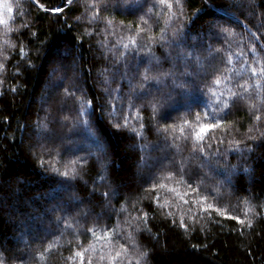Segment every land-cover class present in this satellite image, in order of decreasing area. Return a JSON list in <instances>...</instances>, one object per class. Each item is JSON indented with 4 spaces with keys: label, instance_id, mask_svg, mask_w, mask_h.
I'll return each mask as SVG.
<instances>
[{
    "label": "trees",
    "instance_id": "1",
    "mask_svg": "<svg viewBox=\"0 0 264 264\" xmlns=\"http://www.w3.org/2000/svg\"><path fill=\"white\" fill-rule=\"evenodd\" d=\"M0 20V264H264V0H0Z\"/></svg>",
    "mask_w": 264,
    "mask_h": 264
},
{
    "label": "snow or ice",
    "instance_id": "2",
    "mask_svg": "<svg viewBox=\"0 0 264 264\" xmlns=\"http://www.w3.org/2000/svg\"><path fill=\"white\" fill-rule=\"evenodd\" d=\"M36 2L39 3V0H36ZM71 3H72V0H67V4H71ZM177 3H179V0H177ZM65 6H66V5H65ZM219 6H221V5H216V4H212V3H209V4L207 5V7H208L209 9H213V8H216V7H219ZM39 7H40L41 9H44V8H45L44 4H39ZM168 7H169V8L172 7L171 3L168 4ZM45 10H46V11H51V12H53V13H60V12H63V11H64V7L56 6V7H54V8H51V9H45ZM8 11L11 12L12 9H11V8H8ZM0 23H3V20H0ZM109 23H111V21H109ZM221 31H228V34H229V35L232 34V33H231L229 30H227V29H221ZM20 51H21V53H23V51H24L23 48H21ZM229 62H230V61H229ZM0 67H2V65H0ZM145 79L147 80L148 77L145 76ZM216 82L219 83V80H217ZM178 87H180L181 89H183V88H184V85H183V84H180V85H178ZM180 95H181V96H187V95H190V94H189V93H186V92H181ZM233 95H235V94H233ZM166 97H167V98H166L165 100H163V102H161V101L158 100V101H156L155 103L152 104V108H153V112H154V114H156L157 112H159V114H160V118H161V119H167L168 114H167L166 112L160 111V109L171 107V105H172L173 103H176V102H177V101H175V100L173 99L171 93H167V94H166ZM89 103H90V102H89ZM184 107H185L187 110L190 111L192 105H191L190 103H187V102H186V103L184 104ZM227 107H228V103L225 102V103H224V108H227ZM80 114H81V115H89L88 113H85L83 107L80 109ZM207 115H208V113H205V118H207ZM200 119H201L200 114L197 113L196 116H195V120H196L197 122H199ZM222 122H223L222 120H216V123H215V124H200L198 130H193V131H192V135L195 136L197 140H201V139H203V135H204V133H206L208 130H210V129L214 128V127H217V126H218L219 124H221ZM80 123L84 126L85 131L89 134V136H90L91 139L93 140V144H94V146L97 147L100 151H104V145H103L102 138H101V136L99 135L98 130H94V127L92 126V121H90V120H82V121H80ZM184 123H185V124H188L189 122H188L187 120H185ZM117 127H119V125H117ZM181 131H183V129H181ZM237 143H239V142H237ZM75 174H76V173H75V169H72L70 172H69V171H65V172H63V173H60V175L65 176V177H67V176H69V175H75ZM229 182H230V181H229ZM189 187H191V186H189ZM201 199H204V197H201ZM207 207H208L209 209H211V208L214 207V205H212V204H208ZM217 211H219V209H217ZM144 215L146 216L147 214L145 213ZM232 218H233V219H236L238 222H241V223H242V221H240V218H239V217H232ZM58 219H59V218H58ZM182 226H183V225H182ZM249 226H251V222H249ZM89 231L91 232L92 229H89ZM76 255H77V256H81L82 254H81V253H76ZM147 255H148L147 252H142V253H141V256H142V257H146Z\"/></svg>",
    "mask_w": 264,
    "mask_h": 264
},
{
    "label": "rangeland",
    "instance_id": "3",
    "mask_svg": "<svg viewBox=\"0 0 264 264\" xmlns=\"http://www.w3.org/2000/svg\"><path fill=\"white\" fill-rule=\"evenodd\" d=\"M145 170H146L145 167H143V168L141 169L142 175L144 174Z\"/></svg>",
    "mask_w": 264,
    "mask_h": 264
}]
</instances>
